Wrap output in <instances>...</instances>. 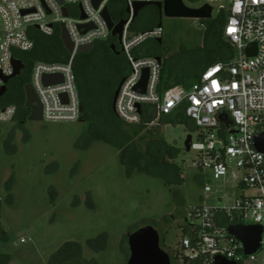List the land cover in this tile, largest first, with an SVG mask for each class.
Wrapping results in <instances>:
<instances>
[{
    "label": "rangeland",
    "instance_id": "obj_1",
    "mask_svg": "<svg viewBox=\"0 0 264 264\" xmlns=\"http://www.w3.org/2000/svg\"><path fill=\"white\" fill-rule=\"evenodd\" d=\"M182 1L190 8L209 4L213 18L229 5L228 0ZM117 14L112 12L115 21ZM209 21L160 20L159 57L167 80L197 78L205 54L213 51ZM108 44L107 40L96 42L89 55L78 60L85 69L87 94L91 90L97 94L98 88L111 85L114 75L122 71L126 76L129 71L124 55H113ZM116 46L120 52L118 42ZM27 57L30 65L40 61ZM237 57L233 50L232 59ZM16 94L10 88L6 96ZM87 126L85 121L33 122L27 118L0 123V224L9 238L0 245V253L11 257L9 264H55L56 253L71 242L79 244L81 255L62 264H126L127 235L145 226L154 228L160 248L173 257L186 227L183 216L203 196L200 173L190 168L195 153L184 150L186 137L191 135L195 143L197 132L188 124L161 123L146 126L135 139L142 152L149 149L151 154H160L162 147L155 146L160 140L175 148L176 158L169 162L181 169L178 184L144 173L129 176L115 148L101 142L86 145ZM237 178L229 173L226 183H221L206 176L204 182L212 191L205 205L232 206L241 193L252 195L250 189H235ZM175 192L180 201L174 199ZM252 264H264V254L259 252Z\"/></svg>",
    "mask_w": 264,
    "mask_h": 264
},
{
    "label": "built area",
    "instance_id": "obj_2",
    "mask_svg": "<svg viewBox=\"0 0 264 264\" xmlns=\"http://www.w3.org/2000/svg\"><path fill=\"white\" fill-rule=\"evenodd\" d=\"M111 1L101 0L95 8L92 0H64L63 6L56 0H0V86L1 78L13 75V61L24 64L21 55L33 50L28 30L51 37L56 32L60 35L63 26L73 46L72 54L64 63L35 62L28 84L38 96L44 122L79 121L81 106L73 61L78 48L111 38L102 16ZM159 1L123 0L129 14H125L127 23L118 45L129 71L119 87L114 112L126 126L140 125L143 116L151 113L154 119L148 126L154 127L161 118L183 108L197 132L196 142H191L190 151L195 156L190 168L200 173L203 196L201 203L183 216L186 227L173 257L169 256L171 264H213L216 256L252 264L259 252L264 254V156L253 146L254 138L264 133V0H228L223 37L238 57L208 67L188 88H162L161 61L135 55L147 42L161 40L163 30L156 26L131 33L133 4ZM251 43L257 45V51L248 58L245 49ZM144 70L148 71L147 83L144 93H139L135 89ZM53 75H60L62 83L44 85L43 77ZM17 114L15 105H0V123L14 121ZM229 173L238 176L235 189H250L253 194L241 193L232 206L207 207L205 200L212 190L205 184V177L226 183ZM215 200L221 204L219 198ZM236 224L262 226L257 254L245 257L242 245L227 235L226 227Z\"/></svg>",
    "mask_w": 264,
    "mask_h": 264
},
{
    "label": "trees",
    "instance_id": "obj_3",
    "mask_svg": "<svg viewBox=\"0 0 264 264\" xmlns=\"http://www.w3.org/2000/svg\"><path fill=\"white\" fill-rule=\"evenodd\" d=\"M191 4L199 3L201 0H187ZM115 7V10L113 9ZM145 11L149 12L147 16V20L154 21L157 19L155 23L156 27L160 20L158 17V10L154 7H146ZM116 11L118 14V20L125 17V6L123 0H112L109 4V12ZM227 11L220 10L217 16L211 19L209 23V30L212 33L214 38L213 51L206 53L205 58L201 65H199L197 71L198 76L193 81H183L182 79H174V83H170V79H166L161 68L160 75V86L162 88H169L172 86H182L184 88H188L189 86L197 83L200 79L201 74L208 67L218 64V63H229L233 58V49L231 46L224 40L223 37V28L227 19ZM147 20H143V22H147ZM136 22V19L135 21ZM141 24L142 21H140ZM134 24V23H133ZM153 26L147 27L149 30L154 28ZM39 33L34 30H28V35L30 39L34 42V48L29 53H24L21 55V59L24 63L23 71L26 72V76L20 74V76L10 82V88H15L17 94L15 96L12 95H4L0 98V105L5 106L9 104H13L18 109V114L15 118V122H19L22 119H26L29 115L28 110L24 108V92L23 86L29 83V77L32 65L27 63V55L40 59L41 62H56V63H64L68 59V54L63 47V44L60 40L59 33L56 32L53 36L47 37V39H42L38 35ZM46 37V36H45ZM109 44H116V40L112 37L108 40ZM109 44L107 49L112 52L109 48ZM158 43L154 42L153 44L145 45V50L141 54L140 57H159V48ZM90 53V52H89ZM87 54H78L75 56L73 61V72L76 81L77 92L80 99L81 106V117L82 120L87 123V132H85V139L87 138L89 141L86 145L90 146L93 143L101 142L107 145L112 146L118 152H120L121 164L125 167L128 175H132L134 172L136 173H144L151 176L162 177L165 183H181V169L177 167L175 164L169 162V160H173L176 158L174 152L175 148L165 143V141L160 140L155 142V146L158 148L162 147V152L160 154H151L149 149L145 152H142L139 145L135 141L141 131L148 126L154 119V115L151 113H146L141 121V124L138 126H126L123 122H121L115 112L112 109V101L114 93L121 82V80L125 77V73L121 71V73H117L112 77L111 85L107 86L106 84L102 88H98L97 94H95L92 90L90 93H86L83 88V83H85V69L81 66V63L78 62L81 58H86ZM116 55V53H113ZM160 58V57H159ZM34 64V63H33ZM118 68V67H117ZM119 70V69H118ZM9 88V90H10ZM21 92V94L19 93ZM165 123L166 125H178V124H188L189 128L194 131L195 127L189 119L186 118L184 114L183 108L175 111L173 114L167 117H163L159 120V124ZM125 153H127V158H124ZM151 167H154L151 169ZM174 199L176 201H180L179 193H174ZM186 230V229H185ZM9 241L7 233L2 229L0 224V245L3 243H7ZM70 247L74 248V250L70 249ZM81 255L80 246L78 243H68L65 245L64 249L62 248L54 258H56L55 264H62L70 261L75 257H79ZM11 261V257L7 254L0 253V264H9Z\"/></svg>",
    "mask_w": 264,
    "mask_h": 264
},
{
    "label": "water",
    "instance_id": "obj_4",
    "mask_svg": "<svg viewBox=\"0 0 264 264\" xmlns=\"http://www.w3.org/2000/svg\"><path fill=\"white\" fill-rule=\"evenodd\" d=\"M59 5L63 6L64 0H56ZM101 0H92L93 6L96 8ZM146 7H155L158 10L159 19L162 18H173V19H194V20H206L209 21L213 19V8L209 4H203L199 8L187 7L182 0H161L159 2H135L133 4V20L136 19L138 13ZM80 8V7H79ZM63 14L68 15L66 8L63 7ZM125 14H129V9H125ZM102 16L105 19L108 29L111 33L112 38H116L118 44L121 41V36L123 28L127 23V20L122 18L117 23L111 18L108 8H105L102 12ZM159 26H161L159 24ZM89 26L80 25L79 28L86 29ZM60 40L63 44L64 49L67 54H72L73 46L70 43L64 27L61 26ZM158 44L161 40H156ZM93 48V45H87L77 49L76 54H87ZM110 50L113 53L120 54L116 51V44L109 45ZM257 51V45L255 43L249 44L245 49L246 57H254ZM157 61H160L159 57H155ZM14 73L9 78H1L2 85L0 86V98L6 93L7 84L20 76L22 70L24 69V64L21 61L14 60ZM148 71L144 70L142 73L141 81L136 87V91L139 93H144L145 86L147 83ZM123 79L119 83L112 101V109L115 110V101L119 91V87ZM62 83V77L60 75L44 76L43 84L46 86L55 85ZM24 92V108L28 110L29 115L27 117L28 121L42 122V107L38 99L37 94L30 84L23 86ZM224 122L223 118H220ZM79 121H83L82 117ZM226 126L229 123H225ZM192 137L188 135L184 141V150L186 153L190 152ZM253 146L257 152L264 156V133L257 135L253 140ZM226 233L228 236L234 238L238 241L243 248V254L245 257L253 256L258 253L260 249V240L262 234L261 225H228L226 227ZM160 237L159 234L151 226L142 227L132 234L127 235V242L129 248V257L126 264H171L169 255L163 251L159 246ZM213 264H237L233 261L227 260L224 257L216 256L214 258Z\"/></svg>",
    "mask_w": 264,
    "mask_h": 264
},
{
    "label": "crops",
    "instance_id": "obj_5",
    "mask_svg": "<svg viewBox=\"0 0 264 264\" xmlns=\"http://www.w3.org/2000/svg\"><path fill=\"white\" fill-rule=\"evenodd\" d=\"M155 8V7H154ZM145 9V8H144ZM141 10L139 13H138V15H137V17H136V22H134V24H132V26L134 27L135 26V28H134V31H133V34H135V33H139V32H142L143 30H145V29H147V27H149V26H155V23L157 22V19H154V21H150V20H147V16H148V14H149V12H147V11H145V10ZM111 14V13H110ZM147 20V22L145 21V22H143V20ZM135 21V20H134ZM140 21H142V23L143 24H141L140 23ZM160 24V23H159ZM159 24L157 25V26H159ZM132 26H131V29H132ZM113 39H115L116 40V38H113ZM116 42H117V40H116ZM154 42V41H153ZM156 42V41H155ZM113 44V43H112ZM145 44L142 46V47H140L139 49H137L136 50V52H135V55L137 56V57H140V56H142L141 54L143 53V51L145 50ZM116 49H117V46H116ZM160 61H161V59H160ZM162 64V63H161ZM169 82L172 84V83H174L175 81H174V79H170L169 80Z\"/></svg>",
    "mask_w": 264,
    "mask_h": 264
},
{
    "label": "flooded vegetation",
    "instance_id": "obj_6",
    "mask_svg": "<svg viewBox=\"0 0 264 264\" xmlns=\"http://www.w3.org/2000/svg\"><path fill=\"white\" fill-rule=\"evenodd\" d=\"M26 72L27 71H23V73H22V75H24V76H26ZM18 78V77H17ZM16 79V78H15ZM14 80V79H13ZM13 80H11L10 82H12ZM10 82L7 84V89H6V93H5V95H7L8 94V92H9V88H10V86H9V84H10ZM20 94H21V92H19ZM133 233V232H132ZM132 233H130V234H132Z\"/></svg>",
    "mask_w": 264,
    "mask_h": 264
}]
</instances>
